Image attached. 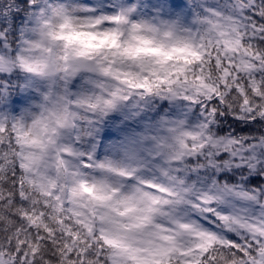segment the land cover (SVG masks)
<instances>
[{
  "label": "snow or ice",
  "instance_id": "snow-or-ice-1",
  "mask_svg": "<svg viewBox=\"0 0 264 264\" xmlns=\"http://www.w3.org/2000/svg\"><path fill=\"white\" fill-rule=\"evenodd\" d=\"M21 2L0 264H264V0ZM153 99L175 118L101 159L99 126Z\"/></svg>",
  "mask_w": 264,
  "mask_h": 264
},
{
  "label": "rangeland",
  "instance_id": "rangeland-1",
  "mask_svg": "<svg viewBox=\"0 0 264 264\" xmlns=\"http://www.w3.org/2000/svg\"><path fill=\"white\" fill-rule=\"evenodd\" d=\"M61 2H78V3L85 4V5H91L92 3L95 2V0H61ZM132 103L129 102L127 104H132ZM170 103L172 105V109L171 108L167 109L164 106L166 104L165 100L154 99V102L152 104V109H153V112L155 113L154 115L156 116V118H154V121H153L156 125L155 126L151 125L150 131H148L149 135L153 134V132L155 131L156 127L159 125L162 119L175 118L172 115L174 111V104L172 102ZM146 106L147 105L145 104L137 105L136 102H134V105L132 107L131 105H129L128 107L130 108H127L125 111H123L121 107L118 110L113 111L109 115V118H107V123H110L113 119L116 120L118 118H119L118 120L121 122H120L119 129H117L118 132H116L117 133L116 138L113 141H110L108 137V142L105 144L103 143L102 146L100 145L102 143V139H104L102 137V135H104V132H101L102 129L100 128V132L97 137L98 142H99L97 152L101 159H103L105 156H109L113 159L118 160V158L116 157L121 152L115 151L114 149H116L117 147L121 145L127 144L129 141L138 139L139 137L144 135L142 134V131L147 130L149 128V123H151L153 120L148 114H144L143 109H145ZM103 124H106V123L103 122ZM139 130H141V132H139ZM104 142H105V139H104ZM100 147H102L101 150L99 149Z\"/></svg>",
  "mask_w": 264,
  "mask_h": 264
},
{
  "label": "trees",
  "instance_id": "trees-1",
  "mask_svg": "<svg viewBox=\"0 0 264 264\" xmlns=\"http://www.w3.org/2000/svg\"><path fill=\"white\" fill-rule=\"evenodd\" d=\"M28 15L21 0H0V33L7 30L9 40L18 41L26 27L24 18Z\"/></svg>",
  "mask_w": 264,
  "mask_h": 264
},
{
  "label": "clouds",
  "instance_id": "clouds-1",
  "mask_svg": "<svg viewBox=\"0 0 264 264\" xmlns=\"http://www.w3.org/2000/svg\"><path fill=\"white\" fill-rule=\"evenodd\" d=\"M58 21H56L55 19L53 20V23H57ZM81 32H89L91 31L92 29L87 27V26H82L80 29H79ZM85 39V42H87L88 38L87 37H84ZM93 43H96L97 41H92ZM123 157V153H119L118 156L116 158L118 159H121Z\"/></svg>",
  "mask_w": 264,
  "mask_h": 264
}]
</instances>
